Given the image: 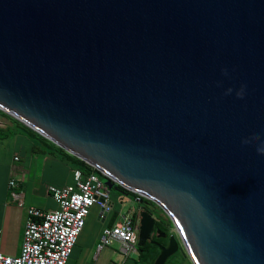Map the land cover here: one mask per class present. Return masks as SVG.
<instances>
[{"label": "water", "instance_id": "water-1", "mask_svg": "<svg viewBox=\"0 0 264 264\" xmlns=\"http://www.w3.org/2000/svg\"><path fill=\"white\" fill-rule=\"evenodd\" d=\"M0 110L162 206L154 264H264V0H0Z\"/></svg>", "mask_w": 264, "mask_h": 264}, {"label": "built area", "instance_id": "built-area-1", "mask_svg": "<svg viewBox=\"0 0 264 264\" xmlns=\"http://www.w3.org/2000/svg\"><path fill=\"white\" fill-rule=\"evenodd\" d=\"M18 158L19 156H15V159ZM16 185V180L10 179L9 187L14 188ZM50 191L58 207L43 210L29 206L21 253L15 256L7 255L0 246V264H66L91 206L97 204L101 208V217L112 209L111 191L94 172L85 174L83 170L76 168L73 184L51 185ZM19 203L23 204L21 198ZM124 218V221L104 228L97 244L98 250L108 244L111 238L116 237L123 243L122 250L126 255L137 251L135 244L138 220L128 215H124ZM1 235L0 228V241Z\"/></svg>", "mask_w": 264, "mask_h": 264}, {"label": "crops", "instance_id": "crops-1", "mask_svg": "<svg viewBox=\"0 0 264 264\" xmlns=\"http://www.w3.org/2000/svg\"><path fill=\"white\" fill-rule=\"evenodd\" d=\"M42 149L44 148H33L31 139L20 134L0 139V228L2 229L0 246L7 255L15 256L21 253L24 229L28 220V207L36 206L43 210L56 208L53 201L57 202L52 196L50 186H66L74 183L75 168L73 169L58 155L39 151ZM15 156H19V158L15 159ZM10 179L16 180V187H9ZM17 195L20 197L17 198ZM20 198L23 200V204L19 203ZM138 207L139 204L134 211V218L137 220ZM111 211L112 209L106 212L104 217L99 214V219L108 223L107 226H113L121 221L116 217L110 219ZM169 228L171 232L173 225ZM99 239L91 244L87 252L89 259L99 260L98 264H134V261L137 260V258L131 257L132 252L130 255H126L122 250L123 256L126 258L122 260L121 257L120 260V256H114L106 246L98 250L96 244L100 242ZM112 239L123 245L120 239L116 237ZM77 245L75 244L73 251L75 247H78ZM181 251L189 257L184 248ZM135 252L140 258L139 251ZM171 259L169 257L165 264H172ZM189 261L190 264H194L190 257ZM142 264L154 263L143 262Z\"/></svg>", "mask_w": 264, "mask_h": 264}, {"label": "rangeland", "instance_id": "rangeland-1", "mask_svg": "<svg viewBox=\"0 0 264 264\" xmlns=\"http://www.w3.org/2000/svg\"><path fill=\"white\" fill-rule=\"evenodd\" d=\"M11 123H12L11 117L0 112V125H6ZM61 159L64 162L69 163L73 169L80 167L79 161L72 159H65L63 157ZM109 189L111 191L110 201L112 202V211L109 214L110 219H112V217H116L118 220L124 221L125 219L124 215L134 217L135 214L134 211L136 209L135 207L139 204V202L136 200V196L134 195V193L125 192L119 189L114 183L112 184V186L109 187ZM53 204L55 207H58V203H55L53 201ZM99 214H100L99 206L97 204L91 206L90 212L86 217L85 225L83 226L76 240V244H78L77 245L78 247H75V250L72 252L66 264H98L99 260H97L96 258L89 259L87 252L91 244L96 242V240L98 241L99 238H100L99 241L101 240V237L103 235V230L108 224L99 219ZM168 223L171 226L172 222H168ZM105 246L110 253L114 254V256L119 255L120 260L121 257L122 260L126 258L123 256V252L121 249L122 244L119 241L111 238L109 243L106 244ZM183 248L184 247L181 245L180 250L170 257L172 258L171 259L172 264H190L189 257L185 256L183 251H181V249ZM131 257L139 259L135 251L132 252Z\"/></svg>", "mask_w": 264, "mask_h": 264}, {"label": "trees", "instance_id": "trees-1", "mask_svg": "<svg viewBox=\"0 0 264 264\" xmlns=\"http://www.w3.org/2000/svg\"><path fill=\"white\" fill-rule=\"evenodd\" d=\"M0 112H2L3 114H5L7 116H10L12 119L11 124L0 125V139L10 138L12 136L19 135V134L26 136L29 139H31V141L33 143V148L42 147L44 149L39 150V151L52 153V154L58 155L60 157L62 156L65 159H72V160L79 161L80 167H77V168L83 170V172L85 174L94 172V173L98 174L99 177L103 180L105 177H107L93 164H91L88 161L84 160L83 158H80L79 156L69 152L64 147L58 145L57 143H55L51 139L47 138L46 136H44L43 134H41L40 132H38L37 130L32 128L31 126H29L26 123H24L23 121H21L20 119L14 117L13 115H11V114L3 111V110H0ZM113 183L119 189H121L125 192L134 193V195L136 196V200L138 197L143 198V200H144L143 203H149L151 205V207H149V208L146 207L145 209H147L149 212H151L158 219L157 220V228H161L163 231H166V232H168L170 230V228H169L170 224L168 222H172V221L162 206H160L157 202H155V201H153V200H151L145 196H142L139 193L134 192V191L124 187L123 185H121L115 181H113ZM154 210H157L156 211L157 214L154 213ZM138 251L140 253V258H139V260L138 259L135 260L134 264H142L143 262L154 263L156 257L158 256V254L160 252V249L158 248L157 245L151 243L150 241H147V243L144 246L139 247Z\"/></svg>", "mask_w": 264, "mask_h": 264}, {"label": "flooded vegetation", "instance_id": "flooded-vegetation-1", "mask_svg": "<svg viewBox=\"0 0 264 264\" xmlns=\"http://www.w3.org/2000/svg\"><path fill=\"white\" fill-rule=\"evenodd\" d=\"M142 206H143V208H146V207H151V205L149 204V203H142L141 204ZM157 210H154V213H156L157 214V212H156ZM157 218V217H156ZM158 220V219H157ZM156 227H157V224H156ZM170 233V230L168 231V234ZM154 238H156L157 240H159V241H161V242H166L167 241V238H164V237H162V236H158V233L157 232H155L154 233V236H153Z\"/></svg>", "mask_w": 264, "mask_h": 264}]
</instances>
